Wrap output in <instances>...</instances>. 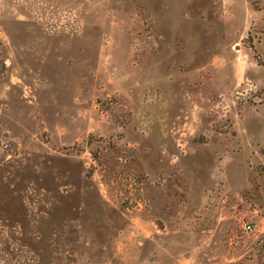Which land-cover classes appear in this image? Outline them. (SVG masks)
<instances>
[{"label":"rangeland","instance_id":"374dc122","mask_svg":"<svg viewBox=\"0 0 264 264\" xmlns=\"http://www.w3.org/2000/svg\"><path fill=\"white\" fill-rule=\"evenodd\" d=\"M256 5L0 0V264L246 263Z\"/></svg>","mask_w":264,"mask_h":264},{"label":"crops","instance_id":"0c3cea01","mask_svg":"<svg viewBox=\"0 0 264 264\" xmlns=\"http://www.w3.org/2000/svg\"><path fill=\"white\" fill-rule=\"evenodd\" d=\"M259 117H262V114ZM255 133H256V131L249 130L250 137H254L255 138V136H253ZM263 140H264V137L263 138L260 137V138H257V139L255 138L254 144L255 145H259V146H264L263 144H261ZM260 151L261 152L258 151V152H255V153H253L251 155V158L253 159L252 164H254V165H263L264 164V150L263 151L260 150ZM259 172L260 173H259L258 177L255 180V182H256V190H255L256 194H253V193L252 194H253L254 197H257V199L259 201L258 203L262 204V208L261 209L264 211V167ZM263 234H264V225H263V227H261L259 229V232L254 237V239H252L250 241V243H248V244L247 243H243L242 246H245V247L249 246V249L245 252V255H243V254L240 255V257H243L242 260L244 262H246L245 264H252L254 255H258L257 257H259V258H257V260L259 259V264L260 263L261 264L264 263V247L261 250H256V248H255V244L259 241V239L263 236ZM237 258H239V256Z\"/></svg>","mask_w":264,"mask_h":264},{"label":"trees","instance_id":"16d2710c","mask_svg":"<svg viewBox=\"0 0 264 264\" xmlns=\"http://www.w3.org/2000/svg\"><path fill=\"white\" fill-rule=\"evenodd\" d=\"M252 4L255 6V7H258V4L259 3V0H251Z\"/></svg>","mask_w":264,"mask_h":264},{"label":"built area","instance_id":"2783aa9c","mask_svg":"<svg viewBox=\"0 0 264 264\" xmlns=\"http://www.w3.org/2000/svg\"><path fill=\"white\" fill-rule=\"evenodd\" d=\"M245 227H246V229H251V225H250L249 223H247V224L245 225Z\"/></svg>","mask_w":264,"mask_h":264}]
</instances>
